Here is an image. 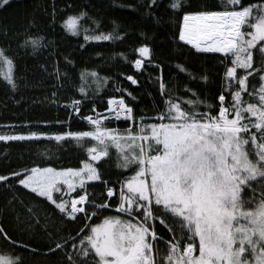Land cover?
<instances>
[{
  "label": "snow or ice",
  "instance_id": "1",
  "mask_svg": "<svg viewBox=\"0 0 264 264\" xmlns=\"http://www.w3.org/2000/svg\"><path fill=\"white\" fill-rule=\"evenodd\" d=\"M11 6L0 0V11ZM141 7L156 22L157 10L173 19L176 48L216 61L215 75L189 68L182 52L169 57L165 75L142 30L116 76L91 73L92 93L76 89L67 52L63 67L36 60L53 83L32 103L57 115L0 123V158L8 159L12 141L75 153L79 163L34 161L0 173L9 193L0 215L15 225L0 220V241L16 253L0 264H28L41 246L56 257L50 264H264V0H145ZM45 16L42 24L31 16L20 30L0 24L5 95L19 91V60L59 57L57 38L65 34L82 35L80 49L130 36L72 0H52ZM108 58L117 59L114 47ZM113 155L116 171L106 174ZM37 234L41 245L33 243Z\"/></svg>",
  "mask_w": 264,
  "mask_h": 264
},
{
  "label": "trees",
  "instance_id": "2",
  "mask_svg": "<svg viewBox=\"0 0 264 264\" xmlns=\"http://www.w3.org/2000/svg\"><path fill=\"white\" fill-rule=\"evenodd\" d=\"M65 0H56V3L63 5ZM72 2L79 5H86L87 10L97 19L102 21L104 25H110L114 20L121 28L128 29L130 36L124 43H116L115 45L105 41H92L91 46L84 49L78 47V42H81L83 37L67 35L66 39L61 42L57 38L59 47L56 51L60 52L59 57L55 56L53 52H46L40 57L22 58L19 60L20 64V88L17 93L5 95L3 88V78L0 77V123L10 121H19L22 119H39V118H55L57 113L54 110H49L39 104H33L34 98L43 99L45 93H50L51 85L53 83L51 77L48 76L42 69L35 66L36 60L41 63L51 64L54 60H59L61 67H63V53L67 52L74 57V66H69L70 76L75 84L76 89L83 88L85 93H92L97 90L96 78H93L91 73L93 71L99 73L100 77L116 76L118 70L122 67L120 57L131 56L132 49L136 46L137 30L146 31L150 42L154 48V55L165 64V75H167V65L169 57L179 56L181 52V60L189 68L195 72L207 71L213 76L214 65L216 61L208 58L204 54L197 53L195 49L187 46L185 49H177L173 39V32L175 30V21L170 19L162 10H157V15L161 18L158 22L144 15V8L141 5L145 0H72ZM200 4H210L214 0H194ZM219 2V0H215ZM52 3V0H12V6L7 10L0 11V24H8L11 28L20 30L28 23L31 16H34L38 24L46 19L45 9ZM132 5L133 7H128ZM60 32L61 29L57 28ZM115 48L117 59H109L108 57ZM96 51L104 54L105 59L101 60L96 56ZM211 86V85H210ZM135 87V86H133ZM77 95L79 92L77 91ZM23 97V99H21ZM19 100L16 104L14 101ZM62 115V113H61ZM75 129V125H74ZM8 159L0 158V173L7 171L10 167L15 168L20 165L31 166L33 162L44 161L47 164L55 167L77 166L79 161L77 154L59 152L52 155L45 152L43 146L37 147L26 142H7ZM5 147V142H0V149ZM114 152V150H113ZM115 156L110 165H105V172H115ZM114 178V177H113ZM9 197V193L0 188V205L5 203ZM0 220H4L11 228L15 225L11 218H5L0 215ZM58 223V222H57ZM14 235L19 236L20 232L15 231ZM31 239V234L24 237ZM43 240L42 234H37L33 241L36 245H41ZM40 255L28 256V264H50V261L56 259L54 256H45L44 249L41 246ZM15 250L5 246L0 241V256L6 258H13Z\"/></svg>",
  "mask_w": 264,
  "mask_h": 264
},
{
  "label": "rangeland",
  "instance_id": "3",
  "mask_svg": "<svg viewBox=\"0 0 264 264\" xmlns=\"http://www.w3.org/2000/svg\"><path fill=\"white\" fill-rule=\"evenodd\" d=\"M191 47V46H190Z\"/></svg>",
  "mask_w": 264,
  "mask_h": 264
}]
</instances>
